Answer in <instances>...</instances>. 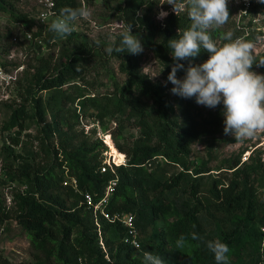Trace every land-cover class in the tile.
Listing matches in <instances>:
<instances>
[{
	"label": "trees",
	"instance_id": "1",
	"mask_svg": "<svg viewBox=\"0 0 264 264\" xmlns=\"http://www.w3.org/2000/svg\"><path fill=\"white\" fill-rule=\"evenodd\" d=\"M52 1L57 12L81 6L78 0ZM143 2L124 0V25H132V34L141 39L143 48L153 49L171 71L176 61L168 41L178 40L191 23L182 18L180 33L156 25L147 15H138ZM0 9L6 10L1 1ZM15 18L33 32V19ZM217 34L223 33L216 30L212 37ZM34 36L41 34L34 32ZM93 52L84 48L73 53L48 78L45 64L26 88L24 104L12 110L5 130L12 132L13 145L20 144L22 133L34 123L43 133L41 152L46 160L39 162L41 153L30 148L21 153L11 146L0 150L11 164L10 178L26 187L14 190L12 210L0 205V225L10 219L23 225L35 264H144L145 252L161 256L166 264H216L207 242L217 239L230 249L229 264L263 263L258 230L264 225V192L258 193L257 183L264 164L242 165L238 156L225 160L218 169L224 171L214 175L211 153L208 159L192 163L191 144L200 138L198 125L186 109L180 120L163 87L141 73L139 54L113 51L121 59L127 81L112 93L100 94L86 79L95 68ZM206 53L202 49L194 59ZM194 59L179 61L184 69L177 74ZM45 91L48 97L36 95ZM77 100L94 111L106 130L108 121L115 122L106 135L128 158L116 167V174L101 173L102 155L108 150L102 140H81L74 126L65 129L66 113ZM215 120L221 123L220 117ZM133 125L143 130L145 138L128 143L124 132ZM114 178L118 184L96 216L86 195L98 203ZM125 214L134 216L139 248L126 242L130 229L121 220ZM193 234L199 239L193 240ZM181 235L187 238L182 250L176 247ZM0 264L12 263L0 256Z\"/></svg>",
	"mask_w": 264,
	"mask_h": 264
},
{
	"label": "rangeland",
	"instance_id": "2",
	"mask_svg": "<svg viewBox=\"0 0 264 264\" xmlns=\"http://www.w3.org/2000/svg\"><path fill=\"white\" fill-rule=\"evenodd\" d=\"M0 1L6 8L5 11L0 9V150L11 146L16 152L21 153L25 148H30L39 151L41 153L39 162L45 163L46 154L41 152L43 133L34 123L22 133L20 144L13 145L12 132L5 130L11 112L24 104V99L27 98L25 90L29 85L34 84V74L40 68H43L45 64L49 67L45 72L48 78L70 55L80 53L84 48L94 50L92 62L95 68L86 79L97 87L98 93H112L122 87L127 81V76L121 71V59L114 56L113 52L109 54L106 48L109 44L116 45L126 27L121 9L124 0H78L81 6L92 8L93 15L87 20H78L75 23L74 31L66 38H59L49 30L51 22L55 19L52 13L46 18L41 15L43 12H49L50 0ZM168 2L169 0H144V5L138 11V15H147L154 24L163 28L168 25L180 33L182 31L179 26L181 19L184 17L189 19L187 6L183 12L176 15ZM228 7L229 21L223 27L212 30V35L216 30L223 34L231 31L233 39L243 37L245 40L253 42L257 41V37H264V3H260L259 0H229ZM162 11L167 12L168 15L161 20L158 19V15ZM56 14L58 15L59 12ZM15 15L33 19L35 23L33 32H30L21 22H17ZM188 23H191L190 19ZM34 32L40 33L41 36L35 37ZM144 33L146 36L147 30ZM222 35L213 36V39L221 46L227 42L221 38ZM143 49V52L138 56L141 73L163 87V91L170 97L180 120L184 117L186 109L198 125L200 138L191 144L190 161L192 163H200L202 160L208 159L209 153H211L210 166L215 169L212 171L214 175L224 171L218 169L225 160L236 159L238 156L241 157L242 165L264 164V134H261V138L256 140L242 142H236L232 135H225L223 104L215 109H209L198 105L195 98L184 99L174 95L171 91L174 85L168 81L171 71L160 61L153 49L149 47ZM255 55L257 62L264 59V41L257 44ZM208 59L209 53H206L203 57L194 59L190 63L197 66ZM251 71L264 74V66L254 65ZM185 76L186 71L177 74L178 79H183ZM76 83L77 81H71V85ZM89 89L91 90L92 87L90 86ZM36 95L48 97L49 92L45 91ZM69 107L70 111L66 113L65 129L68 126H74L75 133L81 140L93 142L100 139L103 141L105 140L104 136L116 127L114 121H108L109 126L106 130L100 120L95 117L94 111L85 108L83 100H77ZM217 117L221 118V123H217L215 120ZM142 131L136 125L127 128L124 132L125 141L130 143L136 139L145 138ZM55 141L58 143L56 137ZM103 143L108 149L102 155L103 163L112 157V165L116 171L117 165L113 162L114 150L104 141ZM120 153L123 159L120 164H124L125 161H128L127 154L121 151ZM123 153L126 155V160ZM10 165V162L5 161V157L0 155V205L6 211L14 208V190H26L22 183L12 180L8 175ZM263 173L264 167L258 174L260 175L258 178L261 179L257 183L260 195L264 192ZM258 233L260 236L259 251L264 259V225H260ZM138 239L141 245L140 234ZM0 256L7 258L12 264L36 263L29 234L16 219L6 220L0 225Z\"/></svg>",
	"mask_w": 264,
	"mask_h": 264
},
{
	"label": "clouds",
	"instance_id": "3",
	"mask_svg": "<svg viewBox=\"0 0 264 264\" xmlns=\"http://www.w3.org/2000/svg\"><path fill=\"white\" fill-rule=\"evenodd\" d=\"M264 3V0H259ZM169 5L178 15L187 6L191 24L183 31L180 38L168 41L172 49L173 60L176 61L168 76L174 87V95L184 99L195 98L198 105L215 109L223 104L224 134L234 136L236 142L256 140L264 134V74L251 71L253 66H264V59L256 60L257 41L245 40L243 37L233 39L228 31L222 35L227 41L221 46L212 37V30L223 27L230 19L229 0H169ZM55 19L49 30L59 38H66L75 29L78 20H87L93 15V9L87 6L65 7L59 14L52 13ZM167 12H160L158 19H164ZM132 25H127L121 33L119 46L109 44L106 51L137 55L143 52L141 39L132 34ZM99 43V41H97ZM209 53V59L201 65L191 63L186 69L183 79L177 78V72L184 69L179 61L194 59L201 50ZM192 239H199L195 234ZM187 238L181 235L176 241L177 249L182 250ZM208 249L214 254L216 264H229L227 244L219 239L207 242ZM144 264H166L159 255L145 252Z\"/></svg>",
	"mask_w": 264,
	"mask_h": 264
},
{
	"label": "built area",
	"instance_id": "4",
	"mask_svg": "<svg viewBox=\"0 0 264 264\" xmlns=\"http://www.w3.org/2000/svg\"><path fill=\"white\" fill-rule=\"evenodd\" d=\"M50 11H52V12H50ZM56 12L57 11L55 10V2L50 0L49 1V12H43L41 15L44 18H46L49 16V14H51V13L56 14ZM103 141L105 142V140H103ZM114 164H116V163L114 162ZM124 164H126V161L124 162ZM117 166H120V165H117ZM109 170L112 171L114 174H116V171L114 169V166L112 165L111 159L106 160L103 163V165L101 167V173H105ZM117 184H118V178L112 179L106 187V192H105L103 199L96 204L94 203L93 198L91 197L90 194L86 195V202L88 203V205H90L94 208V213L96 216H97L98 211L103 210L104 204H106L108 202V199L113 194ZM116 218L118 219L119 217H115L114 219H116ZM121 220L130 229V236H129V238L126 239V242L131 243L132 245H134L135 247L138 248L140 246L139 239H138L139 233H138V230L135 228L134 216L132 214H125L121 217Z\"/></svg>",
	"mask_w": 264,
	"mask_h": 264
},
{
	"label": "bare ground",
	"instance_id": "5",
	"mask_svg": "<svg viewBox=\"0 0 264 264\" xmlns=\"http://www.w3.org/2000/svg\"><path fill=\"white\" fill-rule=\"evenodd\" d=\"M104 136V135H103ZM104 138H105V143L107 144V145H109L110 146V148H113V155L115 156V158L113 159V161L117 164V165H119L122 161H123V159H122V157H121V153H120V151L117 149V147L115 146V143H114V140L109 136V135H105L104 136ZM111 159H112V157H111ZM120 165H122V164H120Z\"/></svg>",
	"mask_w": 264,
	"mask_h": 264
}]
</instances>
